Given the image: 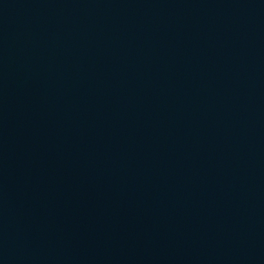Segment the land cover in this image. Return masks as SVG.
<instances>
[{"label":"water","instance_id":"obj_1","mask_svg":"<svg viewBox=\"0 0 264 264\" xmlns=\"http://www.w3.org/2000/svg\"><path fill=\"white\" fill-rule=\"evenodd\" d=\"M0 264H264V0H0Z\"/></svg>","mask_w":264,"mask_h":264}]
</instances>
